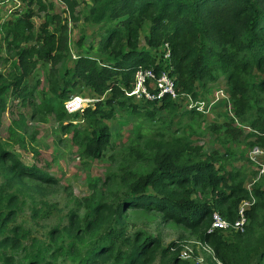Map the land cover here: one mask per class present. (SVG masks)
Wrapping results in <instances>:
<instances>
[{
  "label": "trees",
  "instance_id": "16d2710c",
  "mask_svg": "<svg viewBox=\"0 0 264 264\" xmlns=\"http://www.w3.org/2000/svg\"><path fill=\"white\" fill-rule=\"evenodd\" d=\"M38 3L45 8L41 0ZM32 14L33 9L28 6L6 22L3 37L7 39L8 48L15 51L11 70L0 71V110L4 93L10 87L22 91L20 84L37 60L55 64L63 55L62 25L50 27L53 21L50 17L34 32ZM84 19L106 25L102 49L107 57L79 54L73 65L64 70L63 78L58 75L57 80H50V91L51 98L64 100L73 94L71 87L81 83L90 85L99 95L108 93L104 100H97L95 108L88 106L83 111L92 127L90 133L82 134L88 143L87 153L99 155L108 138V126L102 119L112 115V105L126 104L119 97L125 96V90L134 85V72L140 67H151L156 74L167 72L173 78L178 96L189 94L194 98L200 97L197 82L204 84L215 80L219 74L225 75L234 114L216 127L224 128L228 138L236 140L243 132L236 124L238 118L248 122L251 128L247 133V137H251L247 142L249 146L263 142L264 76L257 77L256 70L264 72V0H92L90 12ZM146 20L144 40L147 47L143 48L140 32ZM28 37L38 40V44H22L21 41ZM162 44L169 48L167 58L165 51L158 55L151 50H158ZM0 59L9 60L1 55ZM51 74L57 76L56 70L52 69ZM103 101L109 109L103 108ZM175 101L169 94L160 100H146L147 104L159 105L170 112L177 108ZM130 105L136 107L133 102ZM47 107L53 109L54 105L49 103ZM65 111L62 108L57 114L62 117ZM185 111L202 113L194 109ZM145 114L154 118L152 110ZM95 120L99 122L93 125ZM159 133L163 139L160 150L154 155L155 165L131 182L126 196L106 202L95 199L92 194L87 198L83 216L70 211L68 221L54 224L46 239L30 236L29 226L12 224L18 213L15 183L20 185L30 179L38 184V179L52 180L53 177L0 143V174L4 175L0 184V245L28 248L32 254L23 264H49V254L56 257L70 247L80 251V241H85L87 247L75 264H153L157 257L162 264H195L191 259L181 258L182 247L179 251L176 242L162 246L158 235L142 230L128 232L125 212L132 207L160 211L164 221L171 220L189 229L198 240L211 245L220 264H248L252 247L242 232L237 231L234 238L228 239L220 229L209 230L213 210L234 219L238 203L247 192L243 172L225 167L227 160L236 158L235 151L225 146L224 152L213 149L205 153L201 144L169 134L168 129ZM22 144L18 146L26 149ZM31 152L38 150L33 148ZM221 158L222 163L218 164ZM10 187L15 190H8ZM255 193L264 195V186ZM257 206L262 211L259 222L262 229L256 237L262 245L255 264H264V200L248 209L247 216L256 220ZM46 207L49 208L47 203L45 207H34L33 214L47 216ZM12 257L5 252L1 254L4 261Z\"/></svg>",
  "mask_w": 264,
  "mask_h": 264
},
{
  "label": "rangeland",
  "instance_id": "374dc122",
  "mask_svg": "<svg viewBox=\"0 0 264 264\" xmlns=\"http://www.w3.org/2000/svg\"><path fill=\"white\" fill-rule=\"evenodd\" d=\"M70 1L66 3L64 0H41L45 5V8H41L38 0H32L31 3L29 0H0V55L9 59L7 61L0 59V71L11 70L10 63L15 51L8 48L7 39L3 37L6 22L18 16L26 7L30 6L33 9L30 20L34 23V32L39 30L44 20L52 17L53 21L49 26L62 25V35L65 34L61 48L63 55L58 62L43 64L37 60L31 66L26 80L20 84L19 88L22 91L10 87L3 95L0 110V143L25 162L36 163L47 170L53 177L52 180L38 179V184L30 179H26L20 185L15 183L18 187L16 190L18 213L12 219V224L29 226L30 236L46 239L48 230L54 224H64L68 221L70 211L83 216L87 198L92 194L95 199L106 202H113L126 196L131 182L141 174L150 171L155 165L154 155L160 150L159 145L163 139L159 132L167 129L169 134L181 136L183 140L191 141L192 144H201L205 153L213 149L224 152L225 146H230L235 151L236 158L227 160L225 167L238 168L243 172V184L247 191L243 198L250 196L247 186L251 178L257 174L256 165L248 161L246 156L250 147L247 142L251 140V137H247V133L251 128L248 122L239 121L237 118L236 124L242 127L243 132L236 140H230L224 128L216 127L225 120H229L234 114L228 82L223 74L204 84L196 83L198 95L206 99L214 96L216 89L223 88L225 95L220 96L207 113H186L185 110L188 107L183 95L175 99L177 108L170 112L159 105L147 104L142 99L131 96L129 98L124 92L125 96L122 95L119 98L126 104L112 105V115L102 119L108 126V138L99 155L87 153L88 143L84 141L86 139L82 137V134L90 133L92 130L88 119H85L81 112L73 115L65 111L62 117L57 114L64 108L63 99L51 98L53 94L50 91V80H57L58 75L59 78H63L64 70L73 65L79 54L106 58L102 44L107 27L102 22L93 23L84 19L90 12L92 0ZM56 22L57 24H54ZM143 24L140 43L143 48H146L144 35L147 32V20L143 21ZM21 43L31 46L34 43L38 44V40L28 37ZM165 44L160 45L158 50H153L151 47L148 49L158 55L165 51L164 57L167 58L169 48ZM52 69L56 70L57 76L51 74ZM256 72L257 77L264 76V72L259 70ZM71 88V93L91 98L90 108H95L97 100H104L108 96L107 92L99 95L90 85L81 83ZM130 102L135 103L136 107L133 108ZM49 103L54 105L53 109L50 108L51 110L47 107ZM103 108L107 110L110 107L103 101ZM149 110L154 112V118L145 114ZM98 122L99 120H95L92 124L96 125ZM21 142L26 146L25 151L19 147ZM178 144L180 145L179 142ZM33 148L38 150V154L31 152ZM222 160L223 158L218 159V164L222 163ZM3 180L4 175L0 174V184ZM250 186L249 210L264 200L263 194L259 196L255 193L256 189H262L264 186V173ZM8 190H15V188L10 187ZM46 203L49 206V208L46 207L49 211L48 215L42 216L38 213V216H35L33 208L45 207ZM125 215L128 232L142 230L146 234L158 235L162 246L176 242L179 251L181 247L182 249L188 247L191 249L190 259L195 264H220L218 259L211 256H209L210 259L208 258L204 248L205 242L199 241L189 229L174 221H164L160 211L131 207L126 210ZM255 216L256 220L248 215L246 227L243 231H239L248 238L252 247L248 264H255L257 252L262 245L256 237V233L262 229V223H259L262 211L258 206ZM236 232V230H226L223 233L226 238L232 239ZM86 247L85 241H80V251L70 247L67 251L58 253L56 257L49 254V264H75ZM51 251L52 248L50 253ZM3 252L11 254L13 259L4 261L1 258ZM31 254L28 248L0 245V264H23ZM198 256H202V259L195 261L194 258ZM153 264L162 263L157 257Z\"/></svg>",
  "mask_w": 264,
  "mask_h": 264
},
{
  "label": "built area",
  "instance_id": "2783aa9c",
  "mask_svg": "<svg viewBox=\"0 0 264 264\" xmlns=\"http://www.w3.org/2000/svg\"><path fill=\"white\" fill-rule=\"evenodd\" d=\"M169 55V53L167 54ZM146 80L148 83H146ZM134 85L125 90L128 96L133 98H139L146 100H160L165 94H169L171 98L176 99L178 94L174 87L173 78L165 71L160 74H156L151 67H140L134 72ZM225 95L223 88H218L215 91L214 96H210L208 99L197 97L194 98L189 94H184L183 98L186 100V106L188 109H194L196 111L207 113L210 108H213L215 102ZM227 97V95H226ZM91 103V98L82 96L78 93H73L63 100V106L69 114L75 112L83 113L84 109ZM263 142H256L250 145L247 152V160L256 165L257 174L251 178V182L248 184L247 189L251 196V184L256 182L260 175L264 173V132L262 133ZM256 139V138H255ZM248 195L242 198L237 207V214L234 219H228L223 216L219 211L213 210L211 215V222L209 230L220 229L223 232L226 230L243 231L248 223L247 210L251 205V199ZM200 241V240H199ZM205 250L208 255L214 256V250L210 244L205 242ZM181 258L190 259L191 249L185 247L181 250ZM202 256L194 258L196 261H200Z\"/></svg>",
  "mask_w": 264,
  "mask_h": 264
}]
</instances>
